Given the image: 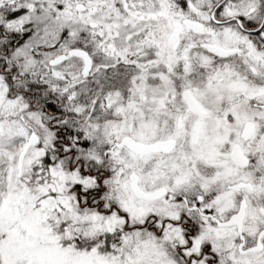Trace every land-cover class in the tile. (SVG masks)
<instances>
[{
  "label": "snow or ice",
  "instance_id": "1",
  "mask_svg": "<svg viewBox=\"0 0 264 264\" xmlns=\"http://www.w3.org/2000/svg\"><path fill=\"white\" fill-rule=\"evenodd\" d=\"M0 264H264V0H0Z\"/></svg>",
  "mask_w": 264,
  "mask_h": 264
}]
</instances>
